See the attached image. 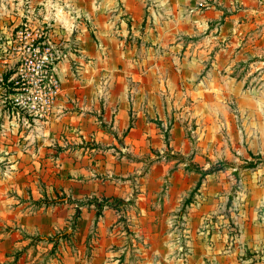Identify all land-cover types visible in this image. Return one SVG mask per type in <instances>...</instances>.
Listing matches in <instances>:
<instances>
[{
    "label": "rangeland",
    "instance_id": "1",
    "mask_svg": "<svg viewBox=\"0 0 264 264\" xmlns=\"http://www.w3.org/2000/svg\"><path fill=\"white\" fill-rule=\"evenodd\" d=\"M184 1L220 33L230 85L120 128L68 90L98 82L102 105L122 80L76 37L99 45L85 0H0V264H264V0Z\"/></svg>",
    "mask_w": 264,
    "mask_h": 264
},
{
    "label": "crops",
    "instance_id": "2",
    "mask_svg": "<svg viewBox=\"0 0 264 264\" xmlns=\"http://www.w3.org/2000/svg\"><path fill=\"white\" fill-rule=\"evenodd\" d=\"M116 1L85 0V7L78 6L92 20L98 47L83 32L76 37L87 52L118 55L122 64L120 79L124 82L105 84L102 105L93 92L99 88L98 82L72 83L68 90L77 91L75 100L82 101L84 96L91 99V106L101 107L105 118L121 128L130 119L131 109L142 122L144 114H155L162 100L181 104L190 98L206 104L219 97L217 93L224 84L230 85L224 75L226 69L231 70L230 63L224 64L230 54L223 48L216 51L214 44L220 33L217 36L215 28L207 29V18L192 12L193 3L120 0L122 16L110 14L116 9ZM130 77L135 80L133 85H129Z\"/></svg>",
    "mask_w": 264,
    "mask_h": 264
},
{
    "label": "built area",
    "instance_id": "3",
    "mask_svg": "<svg viewBox=\"0 0 264 264\" xmlns=\"http://www.w3.org/2000/svg\"><path fill=\"white\" fill-rule=\"evenodd\" d=\"M48 50V49H47ZM42 63H38L36 65V69L32 67L33 70H29L26 72L27 75H32L31 78L35 82V84L40 88V93L44 92L47 88V102L48 105H51L54 103L55 99L60 93V88L57 83V81L54 79L52 81V84L47 82V74L42 70ZM47 86V87H46Z\"/></svg>",
    "mask_w": 264,
    "mask_h": 264
},
{
    "label": "trees",
    "instance_id": "4",
    "mask_svg": "<svg viewBox=\"0 0 264 264\" xmlns=\"http://www.w3.org/2000/svg\"><path fill=\"white\" fill-rule=\"evenodd\" d=\"M63 234H65V232L59 234V235H58L59 238H60V236H63ZM62 238H63V237H62ZM64 238H65V236H64ZM66 238H67V237H66ZM47 239H48V240H55V237H54V238H53V237H48ZM54 244L56 245V244H57V241H55Z\"/></svg>",
    "mask_w": 264,
    "mask_h": 264
}]
</instances>
